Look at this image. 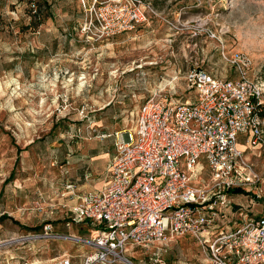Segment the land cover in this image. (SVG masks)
I'll list each match as a JSON object with an SVG mask.
<instances>
[{
	"label": "rangeland",
	"instance_id": "obj_1",
	"mask_svg": "<svg viewBox=\"0 0 264 264\" xmlns=\"http://www.w3.org/2000/svg\"><path fill=\"white\" fill-rule=\"evenodd\" d=\"M138 1L144 23L90 38L79 0H0V264L78 263L91 250L73 237H93V226L61 213L64 188L55 187L62 159L91 128V109L117 98L128 110L149 97L192 100L188 70L237 78L238 57L264 91V0ZM262 103L264 113V93ZM260 127L256 140L240 139L243 170L255 182L227 192V228L242 222V210H264V116ZM73 226L81 228L69 233ZM128 249L133 264H148L158 250L164 264H210L191 235Z\"/></svg>",
	"mask_w": 264,
	"mask_h": 264
},
{
	"label": "built area",
	"instance_id": "obj_2",
	"mask_svg": "<svg viewBox=\"0 0 264 264\" xmlns=\"http://www.w3.org/2000/svg\"><path fill=\"white\" fill-rule=\"evenodd\" d=\"M79 2L85 15L81 31L90 38L112 37L146 21L138 0ZM232 63L241 71L237 78H220L198 67L188 70L184 78L192 100L149 97L134 129L115 133L117 153L108 182L70 209L73 223L95 230L91 238L73 237L91 249L82 264H133L129 244H166L179 235L197 238L210 264H264V210L232 228H211L222 215L219 210L230 206L227 192L255 182V175L243 170L238 145L260 134L263 83L245 75V59ZM205 175L209 184L201 186L197 180ZM59 264H72L71 258ZM148 264H164L160 250Z\"/></svg>",
	"mask_w": 264,
	"mask_h": 264
},
{
	"label": "crops",
	"instance_id": "obj_3",
	"mask_svg": "<svg viewBox=\"0 0 264 264\" xmlns=\"http://www.w3.org/2000/svg\"><path fill=\"white\" fill-rule=\"evenodd\" d=\"M140 106L137 107L133 103L132 107L129 108L130 110H128L125 102L117 98L116 100L99 104L97 107L91 109V112H94L91 115L95 117L89 125L91 128L83 131V136L77 142V147L73 150L71 149L64 156L62 164L60 165L61 168L56 170L58 174L55 176V187L57 189L64 188L61 194L65 196L61 199L63 202L62 206H64L61 213L70 214L71 207L79 203L82 195L99 190L108 182V167L112 158L117 153L115 133H122L134 129ZM66 182L73 184L72 189H66ZM229 198L234 199L233 196H229ZM225 209L228 210V207L219 210L222 215L219 214L215 222L211 225L213 232L220 229H229L239 224L236 223L227 228L225 225V214H223ZM250 210L252 211L253 209ZM259 214L256 213L253 216H258ZM239 215L243 220L247 217H252L248 216L244 210L239 212ZM80 225L82 226L83 224ZM79 228L73 226L67 227V230H69V233L78 232ZM89 229L95 233L94 228L91 227ZM62 249L66 250L68 248L63 246ZM68 253L67 250L64 252V254L71 255ZM82 262L83 260L78 263L72 260V264H82Z\"/></svg>",
	"mask_w": 264,
	"mask_h": 264
},
{
	"label": "trees",
	"instance_id": "obj_4",
	"mask_svg": "<svg viewBox=\"0 0 264 264\" xmlns=\"http://www.w3.org/2000/svg\"><path fill=\"white\" fill-rule=\"evenodd\" d=\"M263 103H261L260 104V108H259V110H258V116L260 117V118H262V116H264V113H262V107H263V105H262ZM234 190H237V189H234ZM238 191V190H237Z\"/></svg>",
	"mask_w": 264,
	"mask_h": 264
},
{
	"label": "bare ground",
	"instance_id": "obj_5",
	"mask_svg": "<svg viewBox=\"0 0 264 264\" xmlns=\"http://www.w3.org/2000/svg\"><path fill=\"white\" fill-rule=\"evenodd\" d=\"M238 146H239L240 149H242V148H241V144H239Z\"/></svg>",
	"mask_w": 264,
	"mask_h": 264
}]
</instances>
